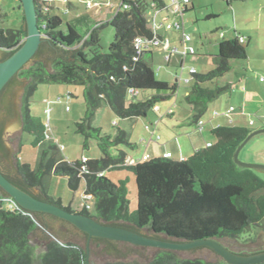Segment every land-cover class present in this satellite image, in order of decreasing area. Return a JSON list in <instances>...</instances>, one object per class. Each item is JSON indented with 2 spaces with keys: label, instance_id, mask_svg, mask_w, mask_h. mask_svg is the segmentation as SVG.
Segmentation results:
<instances>
[{
  "label": "trees",
  "instance_id": "obj_1",
  "mask_svg": "<svg viewBox=\"0 0 264 264\" xmlns=\"http://www.w3.org/2000/svg\"><path fill=\"white\" fill-rule=\"evenodd\" d=\"M35 4L45 41L31 64L0 94V171L3 175L39 200L92 217L102 224L166 241L215 239L241 255L263 252L264 248L255 239H246V236L264 227V178L259 174L261 171L240 167L234 161L238 147L255 130L218 127L211 131L215 142L187 159L176 160L172 155L130 164L127 153L119 149L120 146L137 148L131 143L130 135L118 129L113 137L94 127L104 108L118 119L132 122L150 113L157 114L158 104L171 99L178 91L177 83L156 78L154 51L134 60L135 39L153 36L146 17L149 4L145 0L137 4L123 0L121 11L111 21L99 24L85 35H81L76 26L65 23L52 4L47 8L38 0ZM124 5L130 7L124 9ZM19 9L22 10L21 4ZM108 26L115 29V39L108 53H103L99 31ZM26 37L25 20L20 30L0 29V61L19 49ZM247 60V45L241 44L239 38L219 44L218 55L210 60L214 68L196 74L192 90L185 96L193 125H198L207 114L210 103L231 88V85L217 84L214 88L206 85L216 84L228 74L233 61ZM42 85L84 89L87 110L84 119L77 123L76 132L85 138L84 151L89 149L91 140L97 142L101 153L98 159L66 161L44 122L31 111L32 97ZM17 88L25 92L21 107L22 130L25 144L38 153L34 164L17 158L4 139L7 121L16 113L13 97ZM112 150L117 154L113 155ZM116 171L134 177L137 197L134 210L128 198L130 177L114 183L105 176V172ZM56 178L67 182L72 197L83 186L84 192L95 199L93 210L74 209L71 197L63 203L52 191ZM11 203L18 210L8 209ZM44 216L53 221L50 226L44 223ZM59 221L53 216L21 208L0 189V264H88L87 235H77L67 222L56 227ZM40 229H46L48 236H40ZM33 238L43 247L40 253L31 243ZM231 243L238 245L237 250ZM121 245L126 246L128 252H122ZM89 247L90 255H96L98 249L101 255L114 260L109 264H227L222 259L213 263L201 258H182L179 252L162 249H155L151 260L124 262L132 254H140L138 250L147 248L103 239H92ZM200 249L204 248L190 251Z\"/></svg>",
  "mask_w": 264,
  "mask_h": 264
},
{
  "label": "rangeland",
  "instance_id": "obj_2",
  "mask_svg": "<svg viewBox=\"0 0 264 264\" xmlns=\"http://www.w3.org/2000/svg\"><path fill=\"white\" fill-rule=\"evenodd\" d=\"M123 0H56L52 5L58 6V11L62 17L75 19L83 16L87 19L86 24L76 26L81 35H85L101 23L110 21L118 11ZM88 2H101V8H88ZM193 9L184 15V30L166 32L168 41L172 48L179 49L182 33L190 35L192 41L191 46L196 49V56H189L183 59L179 55H174L169 66L164 63L163 54L156 50L154 52V69L156 78L159 81L176 83V79L181 77L185 79L191 68L196 69L198 74H204L212 70L214 67L210 64V60L218 55L219 43L228 40L236 35H242L243 30H252L254 38L248 45V60L233 61L232 69L224 77L218 79L216 84L206 85V87L214 88L215 85L226 86L230 83L234 88L232 92L224 93L217 100L209 104L207 114L203 117V121L208 120L214 110L220 109L225 111L233 107L236 112L243 107L242 100L245 96L244 105L253 116L255 122L254 129H264V121L259 119L257 115L264 113V12L261 6L264 0H192ZM19 0H0V29L1 30H20L24 26L23 12L19 9ZM211 14L216 18L207 19ZM235 31V32H234ZM224 34V39L220 38V34ZM101 52L108 53L111 44L115 39V29L111 26L105 27L99 31ZM183 62L184 70L181 73L180 64ZM159 67H161L159 69ZM246 75L241 83L235 84L236 73ZM178 75L176 76V74ZM178 91L173 93L171 99L161 101L157 114L150 113L148 117L136 120V122L124 121L118 119L108 108H104L100 113L94 127L101 128L102 132L109 136H115L118 129L126 131L131 138V143L136 144V149L120 146L130 156H136L141 159L144 156L145 148L152 144H176L180 147L183 144L185 149L189 148V140L186 134L192 130L189 125L192 117L190 107L185 102L187 96L193 87V82L184 84L178 80ZM244 89L245 92H241ZM243 96V97H242ZM48 101V102H46ZM32 113L40 118L48 129V133L62 151V155L66 161L75 163L77 161H91L100 157L101 153L96 141L91 140L87 151L83 150L85 138L76 132V125L86 114V102L84 99V89L77 86L67 85H42L32 97ZM169 109H173L174 116H168ZM49 112H46L48 111ZM235 112V113H236ZM256 114V116H255ZM223 121L221 119L218 122ZM155 123V124H154ZM135 124V126H134ZM154 124V125H153ZM146 126L149 129H146ZM208 128V127H207ZM185 134V135H184ZM207 140L214 139L210 132H206ZM180 137V138H179ZM171 142V143H170ZM147 147V150L149 149ZM146 150V151H147ZM112 154L117 152L112 150ZM37 152L25 144L24 134L21 141L18 158L24 163L34 164L37 159ZM255 157V159H254ZM240 160L245 163H254L264 165V134L254 137L243 149L240 154ZM263 160V162H253L250 160ZM129 160V159H127ZM264 178V172H259ZM105 176L112 182L118 183V180H127L130 177L128 185L129 201L131 210L137 205L136 185L132 174L116 171L105 172ZM53 193L62 198L66 203L69 197L73 195L64 179L56 178L53 183ZM74 209H77L79 202L75 196ZM77 201V202H76ZM44 229H40V236L46 235ZM247 238L255 239L262 248H264V227L252 230ZM39 239V238H38ZM32 245L37 247V253L43 251L42 245L36 238L31 241ZM237 244L231 243V247L237 250ZM182 258H201L208 262H219L221 258L209 249H200L196 251H184L181 253Z\"/></svg>",
  "mask_w": 264,
  "mask_h": 264
},
{
  "label": "water",
  "instance_id": "obj_3",
  "mask_svg": "<svg viewBox=\"0 0 264 264\" xmlns=\"http://www.w3.org/2000/svg\"><path fill=\"white\" fill-rule=\"evenodd\" d=\"M19 3L22 7L27 37L22 46L9 58L4 61H0V94L4 88L19 74V72L31 64L45 41V36L42 34L38 24L35 0H19ZM23 95L24 90L17 88L15 96L13 97L16 113L7 121V128L4 136L8 148L14 155H16L17 158L19 156V150L23 137L21 117ZM261 134H264V129L254 131L238 147L234 155V161L238 166L264 172V165L245 163L239 158L246 145L254 137ZM0 189L8 194L9 197L21 208L29 212L53 216L62 222L69 223L73 229L87 235L88 254L86 260L88 264H109L114 262L113 259L107 257L106 255H101L100 250L98 249L95 250L97 253L96 255H90L89 243L92 239H103L147 248L146 250H138L140 254L134 253L124 262H134L137 260L141 262L143 260H151L155 255V249L179 252L178 254L181 256V253L184 251H190L198 248L211 250L227 264H260L264 262V251L252 255H241L229 250L215 239H203L193 242L166 241L147 237L122 227L102 224L92 217L79 213L68 212L59 206L35 198L30 193L13 184L3 175L1 171ZM120 249L122 252H128V248L124 245H121Z\"/></svg>",
  "mask_w": 264,
  "mask_h": 264
},
{
  "label": "built area",
  "instance_id": "obj_4",
  "mask_svg": "<svg viewBox=\"0 0 264 264\" xmlns=\"http://www.w3.org/2000/svg\"><path fill=\"white\" fill-rule=\"evenodd\" d=\"M56 0H38L41 3L42 7L47 8ZM135 4H137L140 0H128ZM149 7L146 11V17L148 20L149 27L153 33L151 37H138L135 39V48H136V57L135 61L138 60L144 53L149 51H156L159 50L163 54L164 63L169 66L172 62V58L174 55H179L183 61L189 56H196V49L190 45L192 38L190 35L186 34L185 32L182 33V37L180 40L182 49L179 52V49L172 48L170 42L167 38L163 37V33L172 32V31H183L184 30V15L185 12L188 10V7L191 4V0H145ZM88 8L96 7L101 8L103 7V3L101 2H88ZM130 5H124V9H128ZM122 4L120 5L117 13L121 11ZM240 43L245 44L246 41L240 38ZM181 73L184 70V64L181 62L180 64ZM161 67H159L160 69ZM197 74L196 69L191 68L188 71V76L185 79L177 78V81L180 80L184 84H190L191 81L193 82V77ZM178 73L176 74V76ZM264 81V78L261 79V82ZM48 102V101H46ZM158 109H156L157 111ZM235 109L231 108L228 111V114L233 112ZM46 112H49L46 111ZM172 111H170L171 113ZM202 125L203 123L200 121L199 123ZM209 146V145H208ZM164 158H171L172 153H164ZM151 156L146 153L144 156V160H150ZM131 164H135V161H131ZM94 197L92 195H88L86 193L81 194V203L79 205V209L83 210L86 209L87 211H91L94 207ZM8 209L11 211L18 210L17 206L14 203L8 206Z\"/></svg>",
  "mask_w": 264,
  "mask_h": 264
},
{
  "label": "crops",
  "instance_id": "obj_5",
  "mask_svg": "<svg viewBox=\"0 0 264 264\" xmlns=\"http://www.w3.org/2000/svg\"><path fill=\"white\" fill-rule=\"evenodd\" d=\"M53 7L55 9V13L58 16H60L64 20L65 23H70L72 26H78V25H84L87 22V19L85 17H83V16H80V17L75 18V19H69L68 17H65V16L68 15L67 14L64 17H62L60 14H58V11H61V9L58 6L56 7L55 5H53ZM192 9H193V4H192V0H191V4L188 7V11L185 14H187ZM261 10H262V12H264V5L261 6ZM116 14H117V12H115L114 16ZM114 16H112V18L109 19V20L111 21L114 18ZM210 17L216 18L217 16L214 15V14H211V15H209L207 17V19H209ZM262 25H263L262 28H264V24H262ZM235 33H236V35L234 37L229 38L228 40H223V41H229V40H233L235 38H239V39L242 38V39H244L246 41L245 44L246 45L247 44L249 45L252 42L253 38H254V34H253L252 30H250V31L249 30H247V31L246 30H243V34L242 35H239V34L237 35V32H235ZM162 35H163V37H165V38L168 39V36L166 35V33H163ZM220 38H223L224 39V34L223 33L220 34ZM223 41H221V42H223ZM218 49H219V46H218ZM244 78H246V75L244 73L239 74L237 72L235 74V80H234L235 81V84L241 83V81ZM260 82H261V80H260ZM167 83H169V82H167ZM228 85H231V88H230V91L229 92H232L234 88L236 89V87L233 88V84H232L231 81H230V83ZM241 92H245V90L242 89ZM244 100H245V96H244V98L242 100L243 107L239 110V112H236V110H234L233 112H231V113L228 114V111L231 108H233V107H230V108H228L225 111H220V109L214 110V112L212 113V115L208 118L207 122L206 121H203V118H202V120H201V122L203 123L202 125H200V124L193 125L192 124V117H191L190 118L191 120L189 121V125H191L193 127H192V130H190L186 134V136L188 137L189 143H190L189 144L190 146H189L188 149H185L184 146H183V144H181L180 147H178V145H176L174 143H172L170 145V144H168L166 142L164 144H152L148 150H147V147H146L143 154L145 155V153L148 152L152 156V158L155 159V158H160L164 153L169 152V153H172L173 159H176V160H184V159H187L190 156H192L197 150L203 149L207 145L212 144V143L215 142V139L207 140V135H206V132L207 131L211 133V131L213 129L218 128V127H222V126L223 127L224 126H227V127H242V128L252 129V130H255V131L256 130H259V129H262L261 127L260 128H257V129H254L255 122L252 119V116L253 115L247 109H245ZM170 110L173 111L172 114H169V111ZM158 111H161V109L158 108ZM167 115L168 116H174L175 115L174 110L173 109H169L168 112H167ZM255 116H256V114H255ZM258 116H259V119L261 121H262V119L264 121V113H262L260 111V113L257 115V117ZM219 119H221L223 121L218 122ZM132 122H136V120L135 121H132ZM134 126H135V124H134ZM146 129L148 130L149 127L146 126ZM143 157H141V159H139L136 156H133L132 155L130 157L128 156V159L130 160V163H131V161H141L143 159ZM254 159H255V157H254ZM250 161L258 162V163L263 162V160H259V159L258 160H250ZM83 191H84V187L81 186L80 189H79V191L74 194V197L76 196L77 199H78V201H79L77 203V207L76 208H78V206H79V203H80V200H81V193ZM74 197L71 196V199H73V205H74V202H75L74 201L75 200Z\"/></svg>",
  "mask_w": 264,
  "mask_h": 264
},
{
  "label": "flooded vegetation",
  "instance_id": "obj_6",
  "mask_svg": "<svg viewBox=\"0 0 264 264\" xmlns=\"http://www.w3.org/2000/svg\"><path fill=\"white\" fill-rule=\"evenodd\" d=\"M1 56H2V55L0 54V57H1ZM24 94H25V92H24ZM23 98H24V95H23ZM5 132H6V130H5ZM7 161H9V160H7ZM7 161H6V162H7ZM8 163H9V162H8ZM43 221H44V223H45L46 225H49V226H50V225L52 224V222H53L51 219H49V218L46 217V216L43 217ZM62 224H63L62 221H59V222L56 223V227H59V228H60V227L62 226ZM110 226H112V225H110ZM72 230H73L77 235H78V233H81V232H79L78 230H75V229H73V228H72ZM44 231L46 232V229H45ZM78 238H79V237H78ZM151 238H153V237H151ZM79 239H80V238H79ZM87 239H88V238H87Z\"/></svg>",
  "mask_w": 264,
  "mask_h": 264
},
{
  "label": "clouds",
  "instance_id": "obj_7",
  "mask_svg": "<svg viewBox=\"0 0 264 264\" xmlns=\"http://www.w3.org/2000/svg\"><path fill=\"white\" fill-rule=\"evenodd\" d=\"M197 74H198V73H197ZM176 83H177V79H176ZM156 109H158V108H156ZM157 111H158V110H157ZM170 111H172V110H170ZM170 111H169V114H172L173 111H172L171 113H170ZM147 147H148V146H147ZM148 148H149V147H148ZM146 153H148V152H146ZM146 153H145V154H146ZM148 154H149V153H148ZM149 155H150V154H149ZM144 156H145V155H144ZM150 156H151V155H150ZM162 157H163V155H162ZM151 159H153L152 156H151ZM144 161H148V160H144V157H143V159H142L141 161H135V163H136V162H144ZM128 162L130 163V160H128ZM130 164H131V163H130ZM83 192H84V191H83ZM83 192H82V193H83ZM82 193H81V194H82ZM84 193H85V192H84ZM80 203H81V200H80ZM80 203H79V205H80ZM94 203H95V201H94ZM93 208H94V207H93ZM77 209L80 210V209H79V206H78ZM92 210H93V209H92ZM92 210H91V211H92Z\"/></svg>",
  "mask_w": 264,
  "mask_h": 264
}]
</instances>
